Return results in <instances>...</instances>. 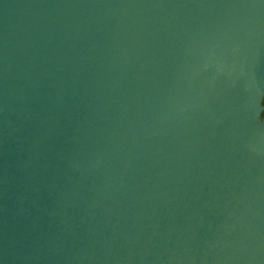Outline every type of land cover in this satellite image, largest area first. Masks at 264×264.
I'll list each match as a JSON object with an SVG mask.
<instances>
[{"label":"water","instance_id":"water-1","mask_svg":"<svg viewBox=\"0 0 264 264\" xmlns=\"http://www.w3.org/2000/svg\"><path fill=\"white\" fill-rule=\"evenodd\" d=\"M264 0H0V264H264Z\"/></svg>","mask_w":264,"mask_h":264},{"label":"trees","instance_id":"trees-1","mask_svg":"<svg viewBox=\"0 0 264 264\" xmlns=\"http://www.w3.org/2000/svg\"><path fill=\"white\" fill-rule=\"evenodd\" d=\"M263 105H264V101H263Z\"/></svg>","mask_w":264,"mask_h":264}]
</instances>
